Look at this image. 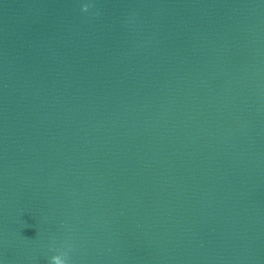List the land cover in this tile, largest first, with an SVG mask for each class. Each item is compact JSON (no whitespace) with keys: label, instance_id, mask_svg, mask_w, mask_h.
<instances>
[{"label":"water","instance_id":"95a60500","mask_svg":"<svg viewBox=\"0 0 264 264\" xmlns=\"http://www.w3.org/2000/svg\"><path fill=\"white\" fill-rule=\"evenodd\" d=\"M0 264H264V0H0Z\"/></svg>","mask_w":264,"mask_h":264}]
</instances>
